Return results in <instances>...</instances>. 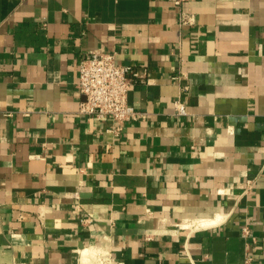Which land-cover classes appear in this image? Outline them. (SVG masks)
Returning <instances> with one entry per match:
<instances>
[{
	"label": "crops",
	"instance_id": "1",
	"mask_svg": "<svg viewBox=\"0 0 264 264\" xmlns=\"http://www.w3.org/2000/svg\"><path fill=\"white\" fill-rule=\"evenodd\" d=\"M184 9L0 0V264H264V0ZM109 50L138 73L117 132L78 111Z\"/></svg>",
	"mask_w": 264,
	"mask_h": 264
},
{
	"label": "built area",
	"instance_id": "2",
	"mask_svg": "<svg viewBox=\"0 0 264 264\" xmlns=\"http://www.w3.org/2000/svg\"><path fill=\"white\" fill-rule=\"evenodd\" d=\"M172 2L180 7L179 25L191 24L193 15L184 9L188 0H172ZM137 76L138 73L132 65L116 62L114 50L90 51L83 54L79 58L76 81V89L83 97L79 104V113L111 120L115 124L112 129L114 132L121 130L126 122L137 120L140 113L128 103L127 99L134 78ZM174 110L177 115L187 114L185 105L179 100L174 102ZM252 184L251 179L246 180L243 192H247ZM241 232L247 240L245 245L248 249L249 243L254 242L256 238L247 224L241 227ZM241 264H251V257L246 254Z\"/></svg>",
	"mask_w": 264,
	"mask_h": 264
},
{
	"label": "bare ground",
	"instance_id": "3",
	"mask_svg": "<svg viewBox=\"0 0 264 264\" xmlns=\"http://www.w3.org/2000/svg\"><path fill=\"white\" fill-rule=\"evenodd\" d=\"M86 251H87V249H86Z\"/></svg>",
	"mask_w": 264,
	"mask_h": 264
}]
</instances>
